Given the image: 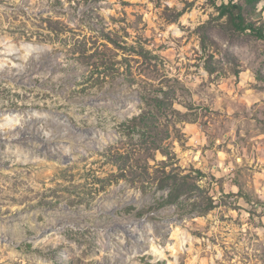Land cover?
I'll return each mask as SVG.
<instances>
[{
    "label": "rangeland",
    "instance_id": "374dc122",
    "mask_svg": "<svg viewBox=\"0 0 264 264\" xmlns=\"http://www.w3.org/2000/svg\"><path fill=\"white\" fill-rule=\"evenodd\" d=\"M228 1L0 0V264H264V40Z\"/></svg>",
    "mask_w": 264,
    "mask_h": 264
},
{
    "label": "trees",
    "instance_id": "16d2710c",
    "mask_svg": "<svg viewBox=\"0 0 264 264\" xmlns=\"http://www.w3.org/2000/svg\"><path fill=\"white\" fill-rule=\"evenodd\" d=\"M248 1L257 2L258 0ZM219 10L220 17H228L237 31L243 33L250 32L257 38L264 40V26H258L254 22L247 21L243 6L239 1L229 0L227 3H223L219 7ZM164 182L162 188L169 189L168 196L170 204L177 203L183 194L193 195L196 190H200V186L185 175L181 176L175 173H168Z\"/></svg>",
    "mask_w": 264,
    "mask_h": 264
},
{
    "label": "bare ground",
    "instance_id": "6f19581e",
    "mask_svg": "<svg viewBox=\"0 0 264 264\" xmlns=\"http://www.w3.org/2000/svg\"><path fill=\"white\" fill-rule=\"evenodd\" d=\"M25 48V47H24Z\"/></svg>",
    "mask_w": 264,
    "mask_h": 264
}]
</instances>
